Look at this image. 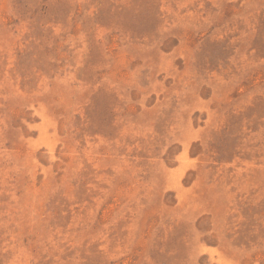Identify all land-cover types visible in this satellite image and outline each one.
Segmentation results:
<instances>
[{
    "label": "rangeland",
    "instance_id": "1",
    "mask_svg": "<svg viewBox=\"0 0 264 264\" xmlns=\"http://www.w3.org/2000/svg\"><path fill=\"white\" fill-rule=\"evenodd\" d=\"M0 264H264V0H0Z\"/></svg>",
    "mask_w": 264,
    "mask_h": 264
}]
</instances>
